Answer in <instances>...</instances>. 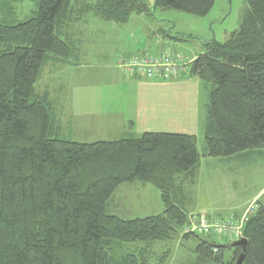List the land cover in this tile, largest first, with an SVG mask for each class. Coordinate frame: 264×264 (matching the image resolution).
Here are the masks:
<instances>
[{"label": "trees", "instance_id": "trees-1", "mask_svg": "<svg viewBox=\"0 0 264 264\" xmlns=\"http://www.w3.org/2000/svg\"><path fill=\"white\" fill-rule=\"evenodd\" d=\"M24 1L36 3V12L6 20ZM213 3L156 0L155 6L204 17ZM72 6V0H0V264H165L147 248L172 240L186 225L200 155L231 158L264 148V0H244L238 30L225 43L206 40L183 73L207 94L201 153L189 135L143 133L94 143L62 135L48 92L36 84L47 65L68 62L81 45L73 31L82 18L73 17ZM81 6L79 14L117 25L149 14L145 0ZM135 183L159 192L160 214L125 219L113 212L118 187ZM257 204L241 225V264H264V206ZM213 236H192L197 264H223L227 250L234 264L241 248L218 245Z\"/></svg>", "mask_w": 264, "mask_h": 264}, {"label": "rangeland", "instance_id": "rangeland-1", "mask_svg": "<svg viewBox=\"0 0 264 264\" xmlns=\"http://www.w3.org/2000/svg\"><path fill=\"white\" fill-rule=\"evenodd\" d=\"M145 1L149 10L148 15H132L127 24L117 25L95 18L91 14L81 15L78 13L82 9V4H94L97 0H72L73 17L82 18L81 22L75 24L73 31L75 35H73L78 44L85 42L80 48L84 54L79 59L85 64L82 66L93 68V70L88 72L90 74H86L84 70L76 72L73 70L75 67L67 62L49 64L44 68L42 76L36 84V89L39 92H48L55 115L65 111L68 113V109H70L68 102L71 103L72 99V95L69 98L68 92L70 88L72 90V86L86 84L88 89L87 83L97 84L96 82H100L103 77L99 73L101 67L103 68L108 63L116 65L120 58H129L125 57V50L145 51L147 53L140 55H154L161 49L158 47L144 49L148 45L154 46L157 35L161 37L159 40L164 39V36L184 35L190 39L180 42V45L174 47L173 50L179 54L184 53L191 56L202 52L206 40L225 43L229 36L238 30L244 12V0H214L211 10L204 17L172 9H159L155 6L156 0ZM36 10V3L24 1L14 6L11 15L6 20L24 21ZM114 27H117L118 30L112 29ZM162 32L168 33L164 35ZM154 33L156 34L154 35ZM79 35L82 36L79 37ZM165 50L170 52L169 50L172 49ZM61 68H63L62 73H59ZM65 80L68 83L64 91ZM98 87L102 86L98 85ZM205 99L204 95L202 101L206 102ZM67 125H69L68 122L61 123V126L66 127L62 130V135L73 142L94 143L96 141L93 140L98 139L93 138L104 133L100 121L96 124L91 123L90 127L86 126L82 131L79 129L74 131L75 135L71 134L72 136L68 134ZM197 149L200 153L204 149L202 135H200V141H197ZM199 161L196 180L198 183L196 186H190L189 189L195 208H198L199 205L208 210L221 205L223 208H227L226 211L234 210V212L220 214L218 221L223 222L240 218L250 206H253L255 211L258 202L264 206V148L231 158H205L200 155ZM256 196L255 201L248 203ZM112 206L113 212L125 219L143 218L160 214L163 211L159 192L151 185L139 183L118 187L113 196ZM223 214L225 216H222ZM249 215L251 214L249 213ZM205 216L204 213L188 214L186 225L181 227L177 236L168 242L154 243L147 248L150 257L153 259L163 258L165 264H197L194 251L197 243L192 236L204 238L199 233V225L195 220ZM186 235L188 237H185ZM227 236H213L210 240L218 245H227L235 241L231 236L223 238ZM231 256L232 251H224L222 253L223 264L230 263Z\"/></svg>", "mask_w": 264, "mask_h": 264}, {"label": "crops", "instance_id": "crops-1", "mask_svg": "<svg viewBox=\"0 0 264 264\" xmlns=\"http://www.w3.org/2000/svg\"><path fill=\"white\" fill-rule=\"evenodd\" d=\"M112 29H117V27ZM156 37L154 46L148 45L144 50L158 47L161 50L154 55L166 52L165 49H172L169 51L178 53L173 49L180 45V41L173 40L171 36H164L162 40H159L161 37L158 35ZM84 43L82 42L81 45ZM81 45L70 56L67 63H71L72 67H75L73 70L76 72L77 70H84L86 74H90L88 72L93 68H85L82 66L85 64L79 59L84 54L80 51L83 46ZM124 52H126L125 57L147 53L131 49ZM200 53L202 52L191 56L183 54L187 55V59L191 62ZM62 70L63 68L59 73H62ZM99 73L103 75L101 81L96 82L97 84L87 83L89 85L88 89L86 84L84 86H72V90L70 88L68 92L69 98L72 95L71 103L68 102V107L70 106V109L67 108L68 113L65 111L57 114L60 126L64 121L69 123L67 129L70 136L75 135L74 131L78 129L82 131L86 126L90 127L91 123L96 124L100 121L104 133L100 136L96 135L97 138H93L98 139L93 140L96 142L135 138L143 133L189 135L195 136L197 141H200V135H202L200 122L203 118L207 94L200 88L197 78L186 74L155 80L140 76L127 77L120 72L114 63L104 65ZM65 83L63 84L64 91L68 81L65 80ZM98 85L102 87H98ZM204 95L206 96V102L202 101ZM61 128L62 130L66 129L65 126H61ZM78 143L87 142L80 141ZM197 177L198 170L192 186H196L198 183L196 181ZM190 193L189 190L190 203L188 210L191 215L204 213L210 217H219L222 213L234 212V210L226 211L227 208H223L221 205L218 208H209L208 210L199 205L198 208H195ZM256 198L257 196L248 203L255 201ZM222 216H225V214Z\"/></svg>", "mask_w": 264, "mask_h": 264}, {"label": "built area", "instance_id": "built-area-1", "mask_svg": "<svg viewBox=\"0 0 264 264\" xmlns=\"http://www.w3.org/2000/svg\"><path fill=\"white\" fill-rule=\"evenodd\" d=\"M190 61L183 54L164 52L159 55H140L117 60L118 69L127 77L140 76L149 80L177 77L186 73ZM254 207L250 206L237 220L220 222L209 221L206 217L195 220L201 235L226 236L235 239L241 237V225L253 214ZM251 214L248 216V214ZM237 221V222H236Z\"/></svg>", "mask_w": 264, "mask_h": 264}, {"label": "water", "instance_id": "water-1", "mask_svg": "<svg viewBox=\"0 0 264 264\" xmlns=\"http://www.w3.org/2000/svg\"><path fill=\"white\" fill-rule=\"evenodd\" d=\"M231 246L241 248V253L234 263V264H241L243 257H244V254H245V250H246V240L245 239L236 240V241L231 243Z\"/></svg>", "mask_w": 264, "mask_h": 264}]
</instances>
